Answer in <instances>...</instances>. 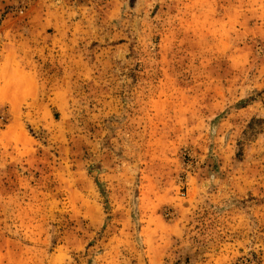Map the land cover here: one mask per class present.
Returning <instances> with one entry per match:
<instances>
[{
	"label": "rangeland",
	"instance_id": "374dc122",
	"mask_svg": "<svg viewBox=\"0 0 264 264\" xmlns=\"http://www.w3.org/2000/svg\"><path fill=\"white\" fill-rule=\"evenodd\" d=\"M0 264H264V0H0Z\"/></svg>",
	"mask_w": 264,
	"mask_h": 264
}]
</instances>
